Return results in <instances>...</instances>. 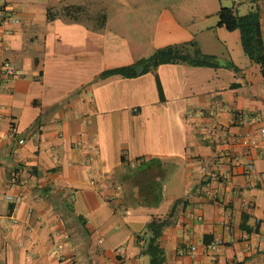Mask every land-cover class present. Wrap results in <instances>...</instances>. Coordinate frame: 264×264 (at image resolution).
<instances>
[{
  "label": "crops",
  "instance_id": "crops-1",
  "mask_svg": "<svg viewBox=\"0 0 264 264\" xmlns=\"http://www.w3.org/2000/svg\"><path fill=\"white\" fill-rule=\"evenodd\" d=\"M256 1L264 38V0ZM209 2L218 11H144L137 24L148 41L134 42L122 25L137 0H0V213L9 196L20 198L19 223L0 229V264H150L137 236L177 203L161 239L165 264H264V144L254 150L242 140L264 126V78L240 31L218 25L222 0ZM73 7L89 18L63 16ZM110 11H119L120 28ZM191 41L241 71L165 64L100 79ZM5 62L14 76H4ZM90 147L100 155L85 165ZM139 158L156 163L149 177L165 180L157 206L137 204L142 175L130 165ZM14 173L25 187L10 185ZM216 239L225 245L209 249Z\"/></svg>",
  "mask_w": 264,
  "mask_h": 264
},
{
  "label": "trees",
  "instance_id": "trees-1",
  "mask_svg": "<svg viewBox=\"0 0 264 264\" xmlns=\"http://www.w3.org/2000/svg\"><path fill=\"white\" fill-rule=\"evenodd\" d=\"M241 2L248 5V12L241 15L238 8H236L239 4L232 7H222L219 10L218 25L225 27L228 31H240L244 53L253 63L260 66L261 74L264 78V38L260 12L256 5L257 1L241 0ZM63 16L77 22L85 16L88 17L89 13L81 7H73L72 9H67ZM55 18L56 14L49 11V19L54 20ZM99 18L100 27L103 28L106 25L107 16L102 14ZM165 64H187L193 67L213 69L227 68L234 72L241 71L232 61L223 62L217 56L205 54L196 41H191L158 48L151 56L142 58L133 65L104 71L100 75V79L111 76L136 78L143 74L154 72L159 66ZM138 68H141L142 71L138 72ZM233 86L235 87L236 85ZM123 160L125 161V159ZM136 161H139V163L135 167L130 165L131 168L137 171L140 170L134 177L137 179L140 175L145 178L147 176L146 181L142 176H140L138 181L140 196L137 204L157 206L160 204L163 197V183H165V180L161 178L157 181L149 177L147 172L154 169L156 166L155 162L148 163L143 158H139ZM118 186L123 189L121 184H118ZM177 204L168 217H154L146 225L143 233L137 236L138 243L141 246V254L149 257L150 264L166 263V251L162 247L161 239L164 231L171 225L172 220L175 218ZM12 208L11 206L10 209Z\"/></svg>",
  "mask_w": 264,
  "mask_h": 264
},
{
  "label": "built area",
  "instance_id": "built-area-1",
  "mask_svg": "<svg viewBox=\"0 0 264 264\" xmlns=\"http://www.w3.org/2000/svg\"><path fill=\"white\" fill-rule=\"evenodd\" d=\"M234 2L235 5L240 4L241 0H232ZM2 18L6 21L12 22L14 19L10 16H8L5 12H3ZM3 42L2 39V35L0 34V43ZM3 74L6 77H11L14 76L16 74V69L14 67V64H12L11 62H5L3 64ZM200 115L203 117L205 116V113L201 112ZM10 138H15L17 137V128L16 127H12L10 134H9ZM243 142L249 146L251 149L254 150H260L264 144V126H262L260 129H258V131L255 134H250V135H246L242 138ZM18 142V146L13 150V153L15 155H17L19 153L20 147H22L24 144H26L27 142V138L26 137H21L17 139ZM225 143H227V140H224ZM84 148V147H83ZM88 155H86V157L83 160V164L85 165H90L92 160L100 155V150L98 149V147H90L89 149H87L86 151ZM139 163V161H134L133 163H131L132 167H135L137 164ZM248 169L250 171H254V166L252 164L248 165ZM89 176L91 179L92 184H95L96 178L95 175L92 171L89 172ZM10 185L11 186H20V187H25L27 185V181L26 179H22V177L16 173H14L12 175V179L10 181ZM117 192H118V196H120L122 194V189L121 187H117ZM209 194V192H208ZM8 200L12 203V209H10L6 214H1L0 213V229L3 231L9 230L11 229L13 226L17 225L19 223V219L16 216V210H17V205L20 202V198H14L12 196L8 197ZM225 245L224 241L222 239H216L212 244L208 245L207 247L209 249H216V248H220L223 247ZM198 250V247L193 246L190 249L184 251H181V254L184 253H194Z\"/></svg>",
  "mask_w": 264,
  "mask_h": 264
},
{
  "label": "rangeland",
  "instance_id": "rangeland-1",
  "mask_svg": "<svg viewBox=\"0 0 264 264\" xmlns=\"http://www.w3.org/2000/svg\"><path fill=\"white\" fill-rule=\"evenodd\" d=\"M140 4L138 9H136V15L133 12H127L123 15L124 23L122 26H126V34L129 35L130 39L134 42L137 41H146L147 35L145 31H142V27L137 24V21L142 19V16L145 14L144 11H160L164 7L171 8L174 11H189L190 13L194 11H218L219 4L209 2V0H137ZM223 6L225 7H232L234 6V2L232 0H222ZM150 5L153 7L148 8ZM119 8H121L119 6ZM131 7H126L125 11H132L129 10ZM148 8V9H146ZM119 11H110L111 16V25L113 27L120 28V25L117 24V19L115 15H117ZM129 28H128V27ZM139 27H141L139 29ZM148 41V40H147ZM148 54V51L147 53ZM150 54V53H149Z\"/></svg>",
  "mask_w": 264,
  "mask_h": 264
},
{
  "label": "water",
  "instance_id": "water-1",
  "mask_svg": "<svg viewBox=\"0 0 264 264\" xmlns=\"http://www.w3.org/2000/svg\"><path fill=\"white\" fill-rule=\"evenodd\" d=\"M137 71H138V72H141V71H142V69H141V68H138V69H137Z\"/></svg>",
  "mask_w": 264,
  "mask_h": 264
}]
</instances>
